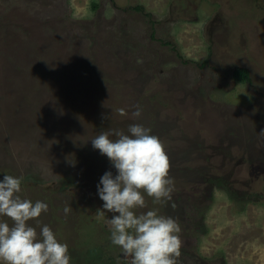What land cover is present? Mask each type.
I'll return each instance as SVG.
<instances>
[{
    "label": "rangeland",
    "instance_id": "rangeland-1",
    "mask_svg": "<svg viewBox=\"0 0 264 264\" xmlns=\"http://www.w3.org/2000/svg\"><path fill=\"white\" fill-rule=\"evenodd\" d=\"M190 2L0 0V180L22 177L19 195L47 203L29 223L67 243L70 264H128L97 192L116 169L91 139L133 123L170 159L171 200L145 194L137 211L177 220V264H264V41L248 51L250 84L234 83L238 58H222L215 31L235 0ZM254 12L239 21L253 29Z\"/></svg>",
    "mask_w": 264,
    "mask_h": 264
},
{
    "label": "clouds",
    "instance_id": "clouds-1",
    "mask_svg": "<svg viewBox=\"0 0 264 264\" xmlns=\"http://www.w3.org/2000/svg\"><path fill=\"white\" fill-rule=\"evenodd\" d=\"M136 106L132 113L140 117ZM121 115L126 114L123 109ZM92 147L116 169L106 171L97 184L112 244L122 250L128 264H177L181 255V227L176 219L146 207L145 194L157 204L171 200L174 180L163 141L140 123L121 130L102 131L91 139ZM22 177L5 174L0 180V264H70L67 243L43 225L39 232L29 221L48 211L47 203L22 198ZM106 210V211H104ZM71 209L65 207V214Z\"/></svg>",
    "mask_w": 264,
    "mask_h": 264
},
{
    "label": "flooded vegetation",
    "instance_id": "flooded-vegetation-1",
    "mask_svg": "<svg viewBox=\"0 0 264 264\" xmlns=\"http://www.w3.org/2000/svg\"><path fill=\"white\" fill-rule=\"evenodd\" d=\"M192 0H189V3H184L186 6L188 7V11L189 9L194 8V10H196V8L194 7V5L190 2ZM252 0H235V6L233 8V13L232 15L234 16V19H232L231 23V28L226 26H222L224 27L225 31H221V29H217L215 31V35L218 36L219 34H226L227 38L226 39H220L216 42V45L220 46L223 44L224 41H228L227 43V51H222V58H226L227 59H232L233 58V62L236 63L235 59H237L238 63L236 65H234L233 67V71H232V75H231V79L233 80L234 83L240 84V83H248L250 84L251 81V65L252 63L247 66L245 65L246 59L247 57H249L248 51L254 47H256L257 45H260L264 40L262 38V36L264 35V19L263 16L261 17V19H259V13H263L264 15V0L259 1V0H255L254 5H251L250 2ZM221 4L218 3L217 6H220ZM220 8L222 9L221 12L223 11V6L221 5ZM255 9V12H254ZM257 17L258 20V24H253V29H251V27L246 26L245 25V21H239L240 17H247L249 18L251 16V14H253ZM253 22L255 23V21L253 20ZM225 38V36H224ZM231 43H233L234 45H231ZM212 48V44H210V46L208 47L209 51H211ZM224 63H227L224 61ZM229 63H231V61H229ZM225 67V65H224ZM237 69H244L247 72V79L244 81H239L235 78V71ZM213 78V77H211ZM230 79V81H231ZM219 81V80H218ZM218 85V82H217ZM199 89V88H198Z\"/></svg>",
    "mask_w": 264,
    "mask_h": 264
},
{
    "label": "trees",
    "instance_id": "trees-1",
    "mask_svg": "<svg viewBox=\"0 0 264 264\" xmlns=\"http://www.w3.org/2000/svg\"><path fill=\"white\" fill-rule=\"evenodd\" d=\"M94 6L96 5L94 4ZM234 75L235 78L239 81H244L247 79V72L244 69H237Z\"/></svg>",
    "mask_w": 264,
    "mask_h": 264
}]
</instances>
